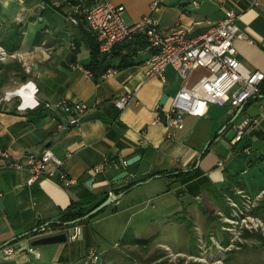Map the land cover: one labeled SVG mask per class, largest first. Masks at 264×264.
<instances>
[{"label": "crops", "instance_id": "crops-1", "mask_svg": "<svg viewBox=\"0 0 264 264\" xmlns=\"http://www.w3.org/2000/svg\"><path fill=\"white\" fill-rule=\"evenodd\" d=\"M111 2L122 9L127 25L150 16L164 34L181 28L189 30L191 38L204 34L224 17L225 11L233 10L239 13L237 24L247 36V40L236 43L237 57L248 69L264 74V0ZM73 3L0 0V47L14 25H18L21 35L15 52L2 47L11 57L0 63L9 68L7 82L0 88V152L9 155L6 159L0 157V264H87V254L94 250L100 263L110 250L101 244L96 224L122 214H129L127 222L133 221L139 213L148 211L147 207L142 208L143 204L151 203V209H156L153 201L166 200L171 194L182 207L175 202L162 204L161 211L145 220L161 217L165 221V217V225L174 229V220L181 221L178 217L183 216L193 229L203 228L206 234L211 221L220 215L232 217L233 212L244 210V197L252 202L251 214L264 218V97L249 101L238 116V110L229 105H210L204 117L186 116L183 130L168 138L161 112L181 88L192 87L207 71L195 68L182 80L169 66L164 82L147 77L144 63L154 51L144 41H134L116 46L106 57L102 69H113L114 75L103 78L105 72L95 78L88 66L92 39L98 42L82 18L89 2L81 1L78 6ZM69 17L78 23L73 24ZM15 63L21 68L23 79L11 69ZM25 81L36 85L40 107L18 111L15 100L1 101L4 93L14 91ZM128 90L135 93V99L119 110L115 102ZM164 95L167 100L161 106ZM60 100L87 108L78 113L44 107ZM71 117L80 119V127H68ZM249 118L257 119L258 126L232 146L235 128ZM45 150L63 162L62 171L75 179L74 184L66 187L56 178L42 176L29 185L28 172L10 166L24 163L29 155L40 157ZM135 157L139 160L127 165ZM98 167L103 168L95 171ZM124 172L128 175L117 180ZM89 181L92 183L88 186ZM141 188L154 189L156 194L144 202L138 201ZM110 195L117 198L109 206L112 212L105 217L98 219L97 215L87 222L54 227L59 234H66V242L31 245L30 238L38 224L60 222L71 204L90 209ZM135 195L134 201L128 202ZM182 223L178 226L186 228ZM74 226L81 228V240H71ZM218 237L225 242V237ZM137 240L142 239L134 236L128 243L116 242L113 247L119 244L124 250L134 249L139 247L133 243ZM19 243L34 247L39 257L23 251L5 259L3 248Z\"/></svg>", "mask_w": 264, "mask_h": 264}, {"label": "built area", "instance_id": "built-area-1", "mask_svg": "<svg viewBox=\"0 0 264 264\" xmlns=\"http://www.w3.org/2000/svg\"><path fill=\"white\" fill-rule=\"evenodd\" d=\"M43 4V3H42ZM122 9L114 6L111 0H94L93 4L82 11L83 20L87 28L93 33L98 42L101 54L110 53L116 46L142 37L154 52L144 63L146 76L159 78L164 82L165 70L172 67L182 80H186L193 69L201 68L207 71L192 87L181 88L171 100L168 108L161 112L167 129V137L184 128L186 116L204 117L210 105L225 107L229 105L235 111L246 105L250 100L260 94V85L264 80V74L248 69L237 57L236 43L247 40L246 34L238 26L239 13L228 10L224 17L212 25L208 31L198 37H188L189 30L177 28L168 34L159 31L157 22L150 16L143 17L133 25L125 24ZM69 21L77 24L78 21L69 17ZM250 42V41H249ZM11 57L0 47V63ZM28 72L29 68L25 67ZM115 74V70L109 69L103 78ZM37 87L32 81H25L14 91L6 92L1 97L3 102H17L18 111L34 110L40 107L36 99ZM135 99V93L128 90L115 102V107L123 110ZM47 110L69 112L71 109L78 113L87 108L83 104L69 105L65 100L57 103H46ZM161 121V118L157 121ZM259 121L255 118L245 119L235 128V135L230 141L236 146L245 136L256 128ZM60 128L63 126H59ZM68 127H80V119L71 117ZM0 157L8 158L5 152H0ZM63 162L57 159L50 150H45L40 157L29 155L24 163L16 162L10 166L18 171L26 170L29 174L27 184H33L42 176L56 178L64 186L75 183L73 177L62 171ZM126 165V162H124ZM103 167H98L99 171ZM244 210L233 212L232 218L237 222L246 221L259 231L264 232V224L259 218L250 212L252 202L244 197ZM229 229H227L228 231ZM230 232V231H229ZM232 233V232H231ZM59 234L54 228L41 226L30 240H37ZM71 240H81V228L74 226L71 229ZM23 251L39 254L34 247H26L19 243L17 246L3 248V257L12 259ZM100 258L96 251L87 254V264H98Z\"/></svg>", "mask_w": 264, "mask_h": 264}, {"label": "rangeland", "instance_id": "rangeland-1", "mask_svg": "<svg viewBox=\"0 0 264 264\" xmlns=\"http://www.w3.org/2000/svg\"><path fill=\"white\" fill-rule=\"evenodd\" d=\"M155 194L156 191L154 189L141 188L139 193L140 197L137 200L144 202L146 199L155 196ZM135 197L136 195L131 197L133 198L132 200L127 201L132 202ZM169 199L172 201L169 202ZM171 202L178 203L179 206L182 207L176 196L171 194L166 200L153 201V203H156V209H151V203L143 204L142 208L147 207L148 211L139 213L138 216L134 217L133 221L127 222L129 214H122L116 219L107 218L101 223L96 224L94 228L97 231V235L101 238V244L105 249L110 250L108 255H103L102 262L100 261V263L264 264V243L259 242L254 236L258 235L264 238V232L257 230L246 221L240 223L234 218L222 214L217 217L216 221H214L215 219L211 221L209 224V231L205 234L203 233V228H187V220H183V216L178 217L183 221L176 222V219L174 220V229L171 228V225H165L164 222L168 220L165 217V221H163L161 217L154 221L145 220V218L152 214L161 211L164 208L162 204H168ZM196 207H199L198 202L196 203ZM195 209L197 211V208ZM198 211L200 212V209ZM111 212L112 210L110 207L106 208L104 212L99 213L98 219L105 217L108 215L107 213ZM260 218L262 217L260 216L259 220H261ZM181 222L185 223L187 229L178 226ZM261 222L264 224V218H262ZM126 224L127 226L125 227ZM123 226L125 229L127 228L124 232L122 231ZM227 229L229 230L227 231ZM218 230L223 231L218 232ZM245 234L252 236L245 238ZM134 236H137L142 240H150L149 238L153 237L155 240L151 241L154 243L158 242V245H148L147 247L139 246L127 250H124L119 244H117V249L113 247L116 242L121 241L122 245L126 242L128 243ZM218 236L225 237V242L227 244L223 245L224 239L222 241V238ZM238 244H245L248 248L242 249ZM183 249H186L187 251L191 250V253L183 252ZM100 263L98 262V264Z\"/></svg>", "mask_w": 264, "mask_h": 264}, {"label": "trees", "instance_id": "trees-1", "mask_svg": "<svg viewBox=\"0 0 264 264\" xmlns=\"http://www.w3.org/2000/svg\"><path fill=\"white\" fill-rule=\"evenodd\" d=\"M68 1H74V5H80L81 1H88V5H86L87 7L89 5H92L94 0H68ZM83 10V9H82ZM83 18V15H82ZM21 41V35L18 32V25H14L13 28V32L10 33L8 35V37L1 43V46L8 51L9 53L15 52L18 48H19V44ZM134 41H138V42H142L144 41V39L142 37H137L135 38L133 41H130L128 43L134 42ZM145 42V41H144ZM146 43V42H145ZM127 44V43H125ZM124 45V44H122ZM98 44L96 43V41L94 39H92V43L90 44V58H91V63L88 66L89 71L93 74V76L95 78H98L102 73L104 74L107 70L106 69H102L104 62L106 60V57L108 55L111 54L110 53H106V54H100L99 49H98ZM7 68L6 65L2 66L0 65V88L7 82ZM12 70H16L17 74L20 75V78L23 79L24 75L21 71V68L19 67V65H17L16 63L14 64V67H11ZM259 95H263L264 96V80L262 81L261 85H260V94ZM251 101V100H250ZM100 203H98L96 206H94L93 208L90 209H86L84 207H79L77 205H73L71 204L67 209L64 210L62 217L60 218V222L64 223L61 225H50L49 227L54 228V227H58V226H65V225H75L77 223H82V222H87L91 219H93L95 216L99 215L96 214L95 216L89 218V219H83L91 210H93L95 207H97L98 205H100ZM258 209V208H257ZM256 209V210H257ZM102 212V211H101ZM80 220V221H78ZM78 221V222H76ZM75 222V223H74ZM45 224V222H43L42 224H38V228H40L41 226H43ZM188 227L187 228H192L191 227V223H187ZM36 234V232L33 233L34 236ZM252 235L249 234H245V238L251 237ZM255 238H257V240H259V242L264 243V238H262L261 236L258 235H254ZM16 241V240H15ZM12 242V243H15ZM17 242V241H16ZM151 240H137V241H133L134 244L139 245V246H147L151 243ZM227 244L226 242H223V245ZM242 249H247L248 246L247 245H242V244H238ZM257 248V247H256Z\"/></svg>", "mask_w": 264, "mask_h": 264}, {"label": "water", "instance_id": "water-1", "mask_svg": "<svg viewBox=\"0 0 264 264\" xmlns=\"http://www.w3.org/2000/svg\"><path fill=\"white\" fill-rule=\"evenodd\" d=\"M264 96L262 95H259V96H256L255 98L257 99H261L263 98ZM167 100V96L164 95L162 96L161 100H160V105L163 106L165 104ZM244 106H241L238 111H237V114L236 116L239 115V113L241 112V110L243 109ZM137 160H139V157H135L131 160H129L127 162V165H131L132 163L136 162ZM128 173L127 172H124L122 173L121 175H119L117 177V180L127 176ZM92 183V181H89L87 183V185L89 186V184ZM116 196L115 195H110L104 202H102L100 205H98L97 207H95L93 210H91L83 219H89L93 216H95L96 214L100 213L101 211H103L105 208L109 207L115 200H116ZM80 221V220H78ZM76 221V222H78ZM75 223V222H74ZM61 225V224H64V223H61V222H50V223H47L43 226H50V225ZM30 233L26 234V236H29ZM67 240V236L65 233H60V234H57V235H53V236H49V237H44V238H41V239H37V240H33L31 242V245L32 246H46V245H53V244H58V243H63V242H66Z\"/></svg>", "mask_w": 264, "mask_h": 264}]
</instances>
